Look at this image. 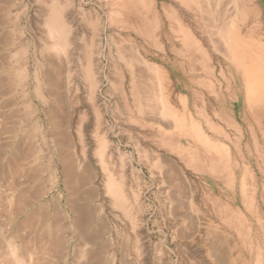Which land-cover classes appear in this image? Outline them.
<instances>
[{
    "label": "bare ground",
    "instance_id": "1",
    "mask_svg": "<svg viewBox=\"0 0 264 264\" xmlns=\"http://www.w3.org/2000/svg\"><path fill=\"white\" fill-rule=\"evenodd\" d=\"M110 2L113 12L119 16L120 27L118 38L115 36L114 39L112 60L116 62L109 80V88L115 95L111 101L116 118L114 124L120 129L119 139L126 138L131 144L142 169L130 173L123 155L112 143L115 133L101 114L90 61L86 81L83 78V51L89 55L93 43L77 37V31L69 28L64 7L56 8V12L53 9L55 13L47 20L51 47L46 48L45 53L54 70L36 68L29 84L34 86L33 93L40 102L35 110L40 114V122L34 123L28 133L30 128L22 130L27 134L18 142L19 131H15L13 122L18 117L14 100L7 101L3 108L0 105V110L6 108L5 113L0 114V135L7 139L0 143V164L4 163L0 166V264H46L47 258L53 257L71 264L64 257L69 247L72 248L68 234L72 236V242L79 237L85 242L80 256L86 264H125L130 244L139 250V255L144 251L143 235L139 225L134 223L138 203L133 195L134 185L145 179L144 176L148 174L151 179H156L154 182L161 193L165 192L164 186L167 185L166 200L173 233L177 234V220L182 216L188 221L189 236L195 232V219L189 213L193 204L189 193L204 186L197 185L188 175L192 160H211V171H215L214 176L219 174L220 181L233 177L225 165L227 160L236 162L234 175L244 171L241 161L245 157L243 140L246 130L243 126L249 121L244 98L255 100L249 106L252 113H255L254 106L264 107V65L251 46L244 48L247 33L239 30L246 22L247 14H242L241 10L245 0ZM2 3L0 1V13ZM250 3L253 10L255 4L252 0ZM198 15L207 30L199 31ZM153 17L157 19L154 27L150 23ZM153 38L161 44L160 53L155 52ZM2 40L5 46L15 44L9 36ZM50 48L71 55L73 66L70 72L66 70L67 62L53 56ZM256 49L258 53L262 51ZM204 55L206 63L200 61ZM172 63L179 64L175 72L170 67ZM209 69V77L215 76L214 83L205 78ZM230 70L233 79L228 73ZM12 71L10 78L17 77L16 89L19 90L23 76L29 75V69ZM10 78L3 82L5 86L12 83ZM84 81L88 85L85 97L82 94ZM229 83L234 94L228 97ZM31 91H24L21 97L26 117L36 113L32 109ZM50 98L58 104L55 109V104L46 108ZM70 101L65 111L58 110ZM181 102L185 110L180 114L177 108L181 107ZM198 104L205 115L197 109ZM191 105L196 110V118L191 119L189 126L187 115ZM70 124L75 130L73 146L67 137ZM33 131H39L44 150L51 153L50 163L56 165L52 179L54 177L58 185L62 182L64 186L54 205L45 202L36 210L32 207L45 190L41 186L35 191L17 190L32 179L37 181L43 171V168L33 166L38 159ZM71 147L74 148L72 152ZM256 151L249 153L258 156ZM214 161H218L219 166L213 164ZM97 170L104 182L102 193L86 195L80 191L81 187L91 184ZM134 173L139 175L137 181ZM210 186L205 184L206 189ZM66 194L68 198L64 201ZM131 198L135 203L132 204ZM249 198L246 196L245 202L250 206ZM92 200L98 202L94 210L86 207ZM180 203H183L182 207ZM116 210L123 215V222L131 224L129 227L122 225L118 240L116 233L114 235L116 228L112 229L110 225L114 215L116 217ZM95 218L98 219L96 225ZM105 235L107 242L101 244L99 241ZM76 248H72L75 255ZM210 250L212 257L218 253L216 248Z\"/></svg>",
    "mask_w": 264,
    "mask_h": 264
},
{
    "label": "rangeland",
    "instance_id": "2",
    "mask_svg": "<svg viewBox=\"0 0 264 264\" xmlns=\"http://www.w3.org/2000/svg\"><path fill=\"white\" fill-rule=\"evenodd\" d=\"M0 1L5 3H2V11L0 13V82H2L0 84V105L3 108V106H6L7 101L14 100V111L18 117L13 122L15 124V131L18 130L20 134H18V142L22 140L26 133L25 131L23 133L22 130L30 128L27 133L30 132L31 127H34V123H38L41 120L40 114L37 113L38 111H35L38 110L40 102L33 93L34 86H29L31 83L30 77L33 76V71L36 68L43 70L49 67V69L54 70L52 65L47 62L45 53V49L51 47V39L47 33V20L53 16L56 8L60 9V7H64L65 21L69 28L77 31V37L85 38L87 42L91 41L94 45L89 55L83 51L81 61L84 66L83 78L86 81L88 63L90 61L92 65L90 69H92V75L95 78L96 98L101 114L105 118L106 124L111 126L115 133V136L114 134L112 135V143L115 149L117 151L119 150V153L123 155L124 162L130 173L131 170L141 171L142 164L139 163L138 156L133 151L131 144L126 138L119 139L118 137L120 129L115 125V112L113 106H111V101L113 102L115 95L109 88V80L111 72H113L114 62H116V60H112V52L115 50V36L118 38L120 32L119 16L113 12L111 0H55L54 2L51 0ZM5 1H8V3ZM245 2L246 4L241 9L242 14H247L245 16V26L242 29L238 27L243 34L247 33L243 46L244 48L251 46L257 52V56L261 58L264 65V0H252L255 4L253 10L250 6V0H245ZM53 9H55V12H53ZM153 18L150 23L154 27L157 19L155 17ZM198 19L201 27L199 31L207 30L199 15ZM4 36H9L15 44L5 46L2 40ZM153 40L155 41L156 39L153 38ZM155 45V52L160 53L161 44L156 42ZM256 48L262 51L258 53ZM49 51L53 56L62 58L67 62L66 70L69 69L70 72V68L73 66L71 55H65V53L63 55L56 48H50ZM206 59L207 57L204 55L200 61L206 63ZM188 64L189 62L186 65ZM178 66L179 64L177 63L170 64L174 72L178 69ZM14 68L16 70L29 69V75L23 76L21 90L16 89V85L19 82V80H16L17 77L14 75L15 78H10L11 73H13L12 70H15ZM210 69L205 78L209 83L211 81L214 83L215 76L212 74V77H209L211 75ZM230 72L231 70L228 73L231 79H233V75ZM6 78H10L12 82L7 86L3 84ZM229 82L231 83V81ZM230 87V95H227L228 97L234 94L233 86L230 85ZM82 88V94L85 97L87 96L88 89L87 82L83 83ZM30 90H32V109L36 113L33 116L26 117L24 111L25 106L22 103L21 97L23 98L24 91L30 92ZM182 96V98L185 97L184 94ZM69 98L70 94H68ZM84 99L87 100V97ZM254 101L253 99L248 100L246 97L244 98L246 114L249 117L248 123L246 126H243L246 130V132L244 130L246 137L243 140L245 157L241 161L244 171L239 175H234L236 162L234 159L227 160L225 165L229 167V172L233 173V177L227 178L225 181H220V176V179H218L219 174L214 176L213 172L215 173V171H211L212 161L208 158H195L192 160V165L188 167V175L190 178L197 185H204L203 187L193 189L189 193L190 200L193 203L191 205L189 204L191 208L189 213L195 219L194 233L189 236L187 235L189 232V226H187L188 221L181 216L177 220V234L174 235L172 228L173 221L169 214V203L166 200L168 192L167 185L164 186L165 192L161 193L154 182L156 179H151L148 174L144 176L145 179L143 178L141 182L134 185L133 195L136 196L138 203V210L135 212L137 219L134 223L135 226L139 225L138 229L143 235L144 251L143 254L141 253L142 255H139V250L133 243L130 244L125 264H264V107L259 108L254 106L255 113H252L249 106ZM70 103L71 101L68 104L66 103V106L58 107V110L61 112L65 111L70 106ZM53 104H55V101L53 98H50L46 103V108L48 109ZM56 105L58 106V104H55L53 109H55ZM197 109L202 115H205L200 104H198ZM5 110L6 108L0 110V114H4ZM177 110L180 114L185 110L183 102H181V107L177 108ZM195 115L196 110L191 105L189 115H187V123L189 126L191 125V119L193 117L196 118ZM70 117L72 119V113ZM2 127L4 125L1 126V129ZM73 129L71 124L70 127L67 126V137L71 146L75 144V130ZM33 133L35 135L33 140L38 157L33 166L36 165L43 168V171L39 174L37 181L32 179L30 182L24 183L21 188H17V190L27 189L35 191L40 186L45 190L39 200L34 203V207H32L33 210H36L45 202L54 205L56 196L64 190V186L62 182L58 185L54 177L52 179L56 171V165L55 163H50L51 153L44 150L45 147L43 146L45 144L39 131H33ZM5 137L0 135V143L7 141ZM230 148L232 147L230 146ZM193 150L196 151V148H193ZM255 150H257L256 152L259 155L255 156L253 153L250 155L249 152L252 151L255 153ZM72 151H74L73 147H71ZM56 157H58L56 159L59 161V156ZM214 163L216 166H219L218 161H214ZM2 165L4 163L0 164V166ZM27 167L30 168L29 166ZM210 172H212L211 177H209ZM95 175L97 178L95 176V179H93L90 185L81 187V192L86 195L87 193H93L95 196H98V193H102L104 185L102 175L98 170ZM132 175L137 181L139 175L136 173ZM21 180L23 183V179ZM205 184H211L209 189H206ZM246 196L247 198L250 197L247 199L251 203L250 206L245 202ZM66 197L67 194L64 201L67 200ZM130 200L132 204L135 203L133 198ZM81 202L83 203L84 201ZM97 204L98 202L96 200H92L87 203L86 207L94 210ZM182 204L180 203V207L183 206ZM117 211L116 217L114 215L112 222L110 221V225L111 227L113 226L112 229L114 227L116 228L114 235L116 233V239L118 240L122 234L120 233L122 225L129 227L131 224L128 221L123 222V215ZM95 219L96 225L98 219ZM64 231L66 232V227ZM67 237L72 248L77 247L76 249L78 251L75 255L72 252V248L70 249L69 247L67 253L64 255L65 259L71 264H86V260L80 256L85 249V242L80 237L75 238L72 242V236L70 234ZM99 242L101 244L107 242V236H103ZM211 248L218 250V253L214 257L210 254L212 251L210 250ZM46 262H48L46 264H65L55 257L47 258ZM118 264L120 263L118 262Z\"/></svg>",
    "mask_w": 264,
    "mask_h": 264
}]
</instances>
